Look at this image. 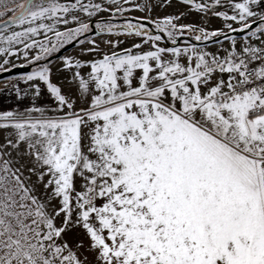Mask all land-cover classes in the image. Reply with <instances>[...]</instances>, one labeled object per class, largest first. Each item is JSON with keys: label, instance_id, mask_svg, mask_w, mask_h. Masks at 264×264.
<instances>
[{"label": "snow or ice", "instance_id": "1", "mask_svg": "<svg viewBox=\"0 0 264 264\" xmlns=\"http://www.w3.org/2000/svg\"><path fill=\"white\" fill-rule=\"evenodd\" d=\"M182 2L223 26L166 15L152 21L172 39L161 46L144 23L97 20L95 35L140 42L116 51L123 41L102 40L112 49L103 51L88 40L89 59L60 57L57 72L68 75L58 85L40 60L93 31L101 12L152 5L0 0L4 64L39 49L21 79L54 101L0 112L11 130L0 143V264H264V0H227L231 15L217 10L221 0ZM225 29L246 38L237 46ZM184 34L230 44L176 46Z\"/></svg>", "mask_w": 264, "mask_h": 264}, {"label": "rangeland", "instance_id": "2", "mask_svg": "<svg viewBox=\"0 0 264 264\" xmlns=\"http://www.w3.org/2000/svg\"><path fill=\"white\" fill-rule=\"evenodd\" d=\"M61 2H64V0H61ZM97 2H99V0H97ZM120 2L123 3V0H120ZM132 2L142 4V3H145L146 0H132ZM147 2H149L152 5V11L150 13L148 11H140V10L135 9V8H133L131 11H126L123 14L115 13V15H113V13L111 11H106V12H101L98 16L94 17L93 20H95V18H98V17H103V20H115L117 22H108V23H103V24L115 25L116 30H120V27L124 26L126 23L124 21H119V20H127V19L138 20L137 17H139V16H141V17L142 16H144V17L150 16L151 18H154L156 20H162L163 17L166 15L178 16L179 19L174 21L177 25H179V24H195V25H199L201 27H205L208 31H212L214 29L221 28L223 26L222 25V18H216L211 13H203V12H198L196 10H192L188 6H186L184 3H181L177 0H168L167 3H165L164 0H147ZM205 2H210V0H205ZM221 3L223 4V7L217 8V10L227 11L229 13V15H231L232 12H231V9L228 7L227 0H221ZM161 5H163V6H161ZM124 6L129 7V5H124ZM104 7H110V5L105 2ZM6 19H7L6 16H0V20H6ZM138 21H140V20H138ZM142 21H144V20H142ZM120 22H124V23H120ZM229 23L232 24L233 28L239 27L238 24H236L232 21H229ZM134 25H137V24H134ZM152 26H153V29L156 30L155 25L153 24ZM13 28H14V30H19L18 28H15V26H13ZM58 30H63L62 26ZM144 31H148V30L144 29ZM225 32L228 34L231 31H228L227 29H225ZM162 34L165 36L167 42L172 44V39H170L164 33H162ZM120 35L121 36H129L127 33H121ZM130 37H132V38H130V40L129 39L123 40V43H121L119 45V47L121 46L124 48H128L131 46L132 43H139L140 42V39H141L140 37H136V38H133V36H130ZM34 38L37 40L43 39L42 36H37ZM174 38L175 39H178V38L186 39V40L181 41V43L179 44V45H181L182 48L184 46H186V44H191L190 41H192L194 43H200L198 48H204L206 51H210V52L217 51L218 49L221 48V46H223L224 48H227L230 44V41L225 40V39L221 40L220 41L221 43H216V42L215 43H207L208 41L197 42L195 40L194 36L188 35V34L179 35V36H176ZM245 38H246V35L242 36V37L233 38V39H235L238 42V41L244 40ZM210 40H212V39H210ZM158 43L161 46H167L163 40L158 42ZM3 46H5V45L2 42H0V47H3ZM237 46H238V44H237ZM12 47L17 48V49H22L23 45L22 44H15ZM142 47L147 49L148 45H143ZM76 50H79V49L74 48V49H71L69 52H71V53L72 52H80V51H76ZM38 51H39V49H30L28 58L31 59V57L33 55H36ZM56 52H53L51 55L55 54ZM51 55H48L46 58L50 57ZM2 56L0 55V59L4 58ZM21 58H24L22 52L16 53L12 56L7 57V59L10 61L15 60V59L16 60L21 59ZM43 60H45V59L40 60L39 63L42 62ZM51 62H53V61H51ZM31 64H33V63H31ZM9 131H11V130L10 129L6 130L4 128H0V143H6L5 137L8 135Z\"/></svg>", "mask_w": 264, "mask_h": 264}, {"label": "crops", "instance_id": "3", "mask_svg": "<svg viewBox=\"0 0 264 264\" xmlns=\"http://www.w3.org/2000/svg\"><path fill=\"white\" fill-rule=\"evenodd\" d=\"M177 1L183 3L180 0H177ZM101 19H103V17L95 18V20H101ZM137 19L140 21L144 20V21L150 23L151 25L154 24V23H152V21H156V19H154V18H151V20H149V19H146V17H144V16H142V17L139 16V17H137ZM95 20H93V21H95ZM130 38H132V37L104 33L102 36H94V37L87 38L86 40L83 41L82 44L79 43L74 48L79 49L76 51H80L81 47H83V48L91 47L92 45H90L87 41L95 39L97 41V43L100 44L101 50L109 51L112 49H110L109 45L103 44L101 42L102 40H120V41H123V40H128V39L130 40ZM133 38H136V37L133 36ZM240 42L241 41L237 42L238 46H239ZM178 47H181V45H179ZM123 48L124 47L120 46L119 48H117L115 50L119 51L120 49H123ZM69 51L64 53L62 56L71 55L74 57H79L81 59H89L90 58V57L80 56V52H72L71 53ZM28 64H31V59H29V58L27 61L25 60V58H21V59H17V60L16 59L11 60L10 63H8V64H4V58L0 59V65H3V69H6V70H9V69L16 67V66H23V65H28ZM48 66L51 67V69H52V75H51L52 82L57 83L59 85L61 83V81H63L64 78L68 75V73H66L64 71L57 72V69L60 68V66H61L60 58H58L57 60H53V62L48 63ZM34 67H36V66H34ZM6 70H0V72L6 71ZM87 70L88 69H86V68L82 69V71H87ZM21 77L22 76L12 77V78H8V79H4V80L0 81V112H5V111L23 112L26 108H32V107L50 108L53 106L54 101L50 98L49 94L47 93L46 88H44L42 86L40 95L38 97H34L32 95V89L29 88L28 84L26 82H24L21 79ZM17 88L20 89L19 94L17 93V90H16ZM63 88L65 90H67V84L66 83L63 85ZM49 114H51V113H49ZM32 115L35 116V115H37V113L33 112ZM33 178L35 179V177H33ZM67 236L70 240L79 239L80 238L79 230L78 229L73 230L72 232L68 233Z\"/></svg>", "mask_w": 264, "mask_h": 264}, {"label": "water", "instance_id": "4", "mask_svg": "<svg viewBox=\"0 0 264 264\" xmlns=\"http://www.w3.org/2000/svg\"><path fill=\"white\" fill-rule=\"evenodd\" d=\"M182 1V0H180ZM128 22L131 23H135V24H140V23H144L145 25H147V27L145 29H147L148 31H150L152 34H159L162 36V40L165 42V44L167 46H172V44L168 43L165 36L160 32L158 33L155 29H153L152 25L146 21H138V20H134V19H127ZM119 21H124V20H119ZM255 25H253L254 27ZM123 26L120 27V29H122ZM92 29L93 31H90L87 34H84L83 36L79 37L77 41H73L65 46H63L61 49H59L55 54L51 55L50 57L46 58L45 60H43L42 62H40L39 64H47L53 60H56L58 58H60L64 53L68 52L69 50L73 49L74 47L77 46V44L79 43V41L83 38L86 37H90V36H97L94 34L95 32V28L92 24ZM228 36L232 37V38H237V37H242L245 36L246 33L245 32H230L227 34ZM220 41L223 40V37H219L218 38ZM177 40V44L176 46H179V44L181 43V41L186 40L184 38H178ZM191 44H196L197 46L200 45V43H194L192 41H190ZM216 41L214 39L208 41L207 43H215ZM33 64H28V65H23V66H16L13 67L9 70L6 71H2L0 72V81L4 80V79H8V78H12V77H18V76H23L25 73L29 72L32 70L33 68Z\"/></svg>", "mask_w": 264, "mask_h": 264}, {"label": "trees", "instance_id": "5", "mask_svg": "<svg viewBox=\"0 0 264 264\" xmlns=\"http://www.w3.org/2000/svg\"><path fill=\"white\" fill-rule=\"evenodd\" d=\"M101 23H106V22H117V21H115V20H99ZM125 22L126 21H128V20H124ZM96 22V21H95ZM95 22H94V24H95ZM84 40H86V38H83V39H81L80 41H84ZM80 43V42H79ZM34 64V66H36L35 65V63H33Z\"/></svg>", "mask_w": 264, "mask_h": 264}, {"label": "flooded vegetation", "instance_id": "6", "mask_svg": "<svg viewBox=\"0 0 264 264\" xmlns=\"http://www.w3.org/2000/svg\"><path fill=\"white\" fill-rule=\"evenodd\" d=\"M101 20H103V19H101ZM95 21H97V20H95ZM95 21H93V26H94V28H95V24H94ZM124 22H125V21H124ZM124 22H120V23H124ZM106 23H108V22H106ZM133 24H135V23H133ZM86 34H87V33H86ZM82 36H83V35H82ZM80 37H81V36H80ZM87 38H90V37H86V39H87Z\"/></svg>", "mask_w": 264, "mask_h": 264}, {"label": "built area", "instance_id": "7", "mask_svg": "<svg viewBox=\"0 0 264 264\" xmlns=\"http://www.w3.org/2000/svg\"><path fill=\"white\" fill-rule=\"evenodd\" d=\"M16 3H19V0H15Z\"/></svg>", "mask_w": 264, "mask_h": 264}]
</instances>
